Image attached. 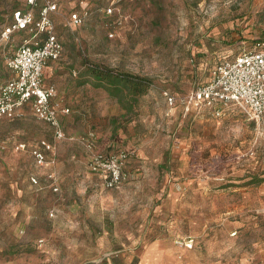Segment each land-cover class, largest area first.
<instances>
[{"label": "rangeland", "instance_id": "obj_1", "mask_svg": "<svg viewBox=\"0 0 264 264\" xmlns=\"http://www.w3.org/2000/svg\"><path fill=\"white\" fill-rule=\"evenodd\" d=\"M80 1L87 13L70 26ZM55 2L63 49L45 78L83 86L69 92L65 138L29 111L0 116V264H264V180L250 181L264 176V118L232 104L218 115L184 113L178 102L214 64L264 37V0H121L110 15L103 9L113 0ZM11 4L0 0V29ZM27 35L15 31L0 45V83ZM90 61L151 84L138 96L113 95L93 84ZM164 91L175 98L170 107ZM92 132L133 150L121 188L88 170L80 137ZM17 138L53 142L54 163L17 151ZM49 171L57 191L43 185Z\"/></svg>", "mask_w": 264, "mask_h": 264}, {"label": "built area", "instance_id": "obj_2", "mask_svg": "<svg viewBox=\"0 0 264 264\" xmlns=\"http://www.w3.org/2000/svg\"><path fill=\"white\" fill-rule=\"evenodd\" d=\"M26 7L13 11L12 20L0 31V41L11 33L26 30L16 49L6 57L5 65L11 75L0 83V116H14L24 104H29L37 118L45 121L52 128L56 139L65 138L61 116L70 112V108L56 100L54 84L44 82L43 68L49 59H57L62 53L63 45L54 30L52 12L57 9L55 0H24ZM113 0L104 7L106 14L119 11ZM80 7L69 13L67 24L80 25L86 15L83 1ZM120 15V14H119ZM120 23V19L116 20ZM113 36V32L108 33ZM168 106L175 103L173 95L164 91ZM184 113H199L206 110L213 115L220 114L221 109L232 104L242 110L249 118H264V37H258L251 49H243L231 58L223 59L212 66L208 77L194 85L180 101ZM94 133L81 136L80 140L89 151V170L97 173L106 188H116L127 178L125 165L133 155V150L119 148L104 152L95 148ZM69 139H75L69 136ZM16 150L29 149L38 165L54 163L56 147L53 142L40 139L36 146L28 148L26 142L14 143ZM33 183L39 184L36 176L31 175ZM46 183L57 191L54 171L45 174ZM41 242L42 239H39ZM182 242L181 240H178ZM191 238L183 241L190 246Z\"/></svg>", "mask_w": 264, "mask_h": 264}, {"label": "trees", "instance_id": "obj_3", "mask_svg": "<svg viewBox=\"0 0 264 264\" xmlns=\"http://www.w3.org/2000/svg\"><path fill=\"white\" fill-rule=\"evenodd\" d=\"M11 7L5 15V19L3 21V25L0 29L2 30L3 26L8 24L12 20L13 11L16 9H24L26 7V3L24 0H11ZM23 30V29H22ZM12 34V33H11ZM10 34V35H11ZM8 38L1 40L0 45L2 43L7 42ZM87 74L95 79L93 84L95 86H103L108 85L111 94H121V92L126 91V93L131 94L133 97L138 96L146 91V89L151 84V79L148 76L141 74H134L127 71L116 70L113 68H109L102 64H98L96 62H88L87 66ZM62 124V120H61ZM63 127V125H62ZM64 129V128H63ZM264 180V176H252L250 181L258 182Z\"/></svg>", "mask_w": 264, "mask_h": 264}, {"label": "crops", "instance_id": "obj_4", "mask_svg": "<svg viewBox=\"0 0 264 264\" xmlns=\"http://www.w3.org/2000/svg\"><path fill=\"white\" fill-rule=\"evenodd\" d=\"M81 5V4H80ZM72 6H74V9H76V8H79L77 5H75V4H73ZM73 9V10H74ZM72 10V11H73ZM61 57V55L59 56V58ZM59 58H57V59H59ZM57 59H49L48 61H47V63L45 64V66H44V68H43V75H44V82L46 83V84H54V82L53 81H48V80H46V78H45V72L48 70V67H51V65H50V62H53V61H55V60H57ZM55 85V84H54ZM58 86L59 85H57V87H56V85H55V87H56V91H57V94H56V100H59L60 102H61V104H63V105H65V106H68L69 108H70V103H69V101L71 100H74V98H76V96L74 95V93H69V92H74V90H78V89H81V87L83 86V83H80V85H78V86H74V85H63V87H59L58 88ZM74 89V90H73ZM66 90V92L67 93H69V94H67V97L65 98L64 97V94H59L60 92H58V91H63V93H64V91ZM114 95V94H113ZM26 111H29L36 119H38V120H41V119H39V118H37L36 117V115L33 113V111H32V109L30 108V106H29V104L27 103V104H24L22 107H21V109H20V111L17 113V114H15L14 116H11V117H19V116H21V115H23ZM70 113V112H69ZM69 113H67V114H64V115H62L61 116V120H62V125H63V122L65 121V120H70V119H73V117H71V114H69ZM40 139H45V138H38L37 139V141L34 143V145H32V146H28V144H27V146H28V148H31V147H33V146H36L37 144H38V142H39V140ZM18 141H24L23 139H20V138H17V139H14V141H13V144L14 143H16V142H18ZM25 142V141H24ZM95 142H96V146L99 148V149H101L102 151H104V152H112V151H115V150H117V149H119V147H117L116 145H115V141L113 140V139H107V140H105L104 141V139H100V136L98 135V133L96 132V135H95ZM100 145H103L102 147H100ZM17 151H22V150H17ZM57 152V151H56ZM89 153H88V151H87V168H88V170H89V167H88V161H89ZM130 158V157H129ZM129 158L127 159V161L129 160ZM127 161H126V163H127ZM126 166V165H125ZM95 174H97V173H95ZM31 175V174H30ZM97 176L100 178V181H101V183L103 184V181H102V179H101V177L97 174ZM29 178H30V176H29ZM31 181V180H30ZM32 182V181H31ZM124 183V182H123ZM123 183H121V185L120 186H118V187H116V188H121V186L123 185ZM103 186H104V184H103Z\"/></svg>", "mask_w": 264, "mask_h": 264}]
</instances>
